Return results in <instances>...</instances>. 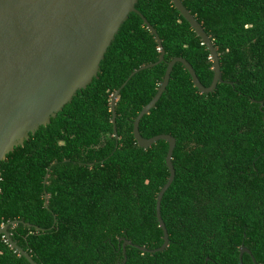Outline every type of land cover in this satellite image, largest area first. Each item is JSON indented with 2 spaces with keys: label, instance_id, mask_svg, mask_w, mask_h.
Masks as SVG:
<instances>
[{
  "label": "trees",
  "instance_id": "16d2710c",
  "mask_svg": "<svg viewBox=\"0 0 264 264\" xmlns=\"http://www.w3.org/2000/svg\"><path fill=\"white\" fill-rule=\"evenodd\" d=\"M217 49L224 82L208 94L176 63L156 106L141 119L144 138L176 139L175 177L167 182L168 143L138 146L133 123L163 79L167 63L185 58L201 83L213 79L207 47L171 0H138L156 29L164 61L136 73L117 99L114 137L110 100L129 75L160 56L141 16L130 13L100 63L46 126L1 162L0 225L21 220L12 238L36 264H264V0H181ZM262 103V106H261ZM48 196V208L45 206ZM244 253L239 260L241 245ZM0 264H30L0 235Z\"/></svg>",
  "mask_w": 264,
  "mask_h": 264
},
{
  "label": "water",
  "instance_id": "95a60500",
  "mask_svg": "<svg viewBox=\"0 0 264 264\" xmlns=\"http://www.w3.org/2000/svg\"><path fill=\"white\" fill-rule=\"evenodd\" d=\"M137 1L0 0V165L8 153L22 145L40 126L48 125L51 118H55L79 90L91 84L98 76L100 63L121 25L134 12L141 16L145 26L154 35L161 54L157 62L134 70L112 94L111 122L114 137L118 139L115 106L121 90L136 73L163 62L165 54L156 29L136 9ZM171 1L207 47L214 75L211 84L206 87L185 58H173L167 63L156 94L134 120L133 136L139 147L147 149L159 140L168 143L166 166L169 177L156 198V217L163 232V244L156 249L134 245L140 251L152 254L165 250L169 244L168 230L161 216V201L175 177L172 157L176 139L169 134L144 138L139 131L140 121L156 106L176 63L185 67L194 86L203 94L213 92L218 83L224 82L219 55L212 39L181 0ZM47 200L48 196L45 195V206L48 208ZM19 223L41 230L30 223L13 220L0 225V235L15 253L23 256L30 264H36L31 255L12 238L10 229ZM126 245L132 243L129 240L123 242L122 264L127 260ZM244 253L251 255L250 250L242 244L239 250L240 262ZM251 257L257 264L255 258Z\"/></svg>",
  "mask_w": 264,
  "mask_h": 264
},
{
  "label": "clouds",
  "instance_id": "9594fccd",
  "mask_svg": "<svg viewBox=\"0 0 264 264\" xmlns=\"http://www.w3.org/2000/svg\"><path fill=\"white\" fill-rule=\"evenodd\" d=\"M4 238V237H3Z\"/></svg>",
  "mask_w": 264,
  "mask_h": 264
}]
</instances>
